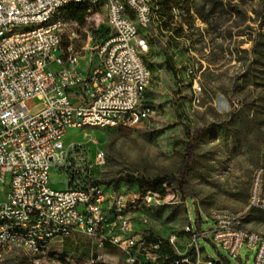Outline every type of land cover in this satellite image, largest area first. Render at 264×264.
Instances as JSON below:
<instances>
[{"label":"built area","instance_id":"1","mask_svg":"<svg viewBox=\"0 0 264 264\" xmlns=\"http://www.w3.org/2000/svg\"><path fill=\"white\" fill-rule=\"evenodd\" d=\"M71 4L86 6L88 14L104 7L105 34L88 31L79 47L80 23L61 15ZM156 18V0H0V252L18 247L34 255L35 264H75L51 244L81 232L92 240L81 264L104 261L106 243L124 254L125 264H161L163 248L178 252L191 235L192 252L166 264L229 262L204 254L203 234L231 258L241 259L247 247L254 264H264V233L245 228L241 214L229 209L212 211L210 229L198 232L187 224L167 243L150 241L147 213L176 202V191L165 181L159 187L136 183L131 190L89 180L86 154L65 141L72 128L138 127L154 114L152 72L144 60L149 44L140 30ZM33 98L44 105L34 114L28 108ZM57 170L67 174L63 188L52 185ZM249 206L264 210V161Z\"/></svg>","mask_w":264,"mask_h":264},{"label":"rangeland","instance_id":"2","mask_svg":"<svg viewBox=\"0 0 264 264\" xmlns=\"http://www.w3.org/2000/svg\"><path fill=\"white\" fill-rule=\"evenodd\" d=\"M194 4L191 15L175 9L169 28L156 18L140 30L149 44L144 60L152 72L148 98L155 112L150 119L132 128H72L65 138L67 144L81 147L92 164L89 180L133 190L136 183L128 181V176L152 182L163 178L157 187L165 181L176 191V202L147 213L146 228L152 242L167 243L170 233H183L187 224H194L198 232L210 229L215 209L239 213L245 228L264 233V210L249 206L256 170L264 161V60L254 53L264 34L260 1L194 0ZM61 15L71 21L67 8ZM80 25L79 47L85 44L88 31L95 34L96 28L105 29V8L88 14ZM176 29H183L181 36L173 33ZM43 107L39 98L28 103L32 114ZM196 136L199 139L188 175L191 197L185 198L179 187L180 173L186 163L187 144ZM99 156L103 157L101 163L96 162ZM66 183L65 171L53 173V187L63 188ZM4 191L2 186L0 199ZM198 242L205 247L204 254L228 257L226 264H254L255 255L247 247L241 259H234L203 234ZM190 243L188 235V240L178 245V252L167 247L176 254H190ZM51 247L81 264L92 240L77 232L53 240ZM102 252L105 258L100 264H125L124 254L115 246L106 243ZM33 258L18 247L0 252V264H35ZM168 262L166 257L160 260L161 264Z\"/></svg>","mask_w":264,"mask_h":264},{"label":"trees","instance_id":"3","mask_svg":"<svg viewBox=\"0 0 264 264\" xmlns=\"http://www.w3.org/2000/svg\"><path fill=\"white\" fill-rule=\"evenodd\" d=\"M262 13L264 15V0H259ZM156 2L159 4V19H162V25L163 27L169 28L170 19L173 18V12L175 9H182L185 10V12L188 15H191V10L195 6L194 0H156ZM68 9V16L70 19L76 20L79 23L83 24L86 21V17L88 15L87 8L84 5L78 4V5H69L66 7ZM264 21V16H263ZM98 31L95 32V35ZM177 36H181L183 33V29H176L174 32ZM105 34V33H104ZM261 40H258L254 47V53L260 58L264 60V34L260 38ZM148 65V64H147ZM149 67V65H148ZM199 137L196 136L195 138H192L188 144H187V156H186V163L180 173V180H179V187L184 195L185 198L191 197L190 194V185H189V173L192 169V165L194 163V153L195 148L197 145ZM128 181L138 184H143L145 182H148L155 187L159 184V182L162 181L163 178H156L155 180L148 181V179L144 178H137L134 176H128ZM98 182V181H96ZM163 255H166L169 260L175 258L178 256L171 248H163L160 251Z\"/></svg>","mask_w":264,"mask_h":264},{"label":"crops","instance_id":"4","mask_svg":"<svg viewBox=\"0 0 264 264\" xmlns=\"http://www.w3.org/2000/svg\"><path fill=\"white\" fill-rule=\"evenodd\" d=\"M86 19H87V17H86ZM105 30H106V25H105V29H102L101 27L96 28V31H98L97 34L99 36L103 35L105 33Z\"/></svg>","mask_w":264,"mask_h":264}]
</instances>
